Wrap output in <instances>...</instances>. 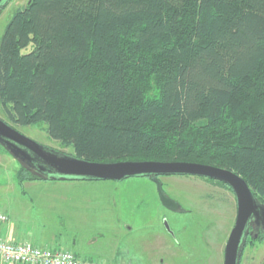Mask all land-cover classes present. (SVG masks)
Returning <instances> with one entry per match:
<instances>
[{
    "label": "trees",
    "instance_id": "1",
    "mask_svg": "<svg viewBox=\"0 0 264 264\" xmlns=\"http://www.w3.org/2000/svg\"><path fill=\"white\" fill-rule=\"evenodd\" d=\"M0 105L80 158L222 167L264 204V0H29L0 39Z\"/></svg>",
    "mask_w": 264,
    "mask_h": 264
},
{
    "label": "rangeland",
    "instance_id": "2",
    "mask_svg": "<svg viewBox=\"0 0 264 264\" xmlns=\"http://www.w3.org/2000/svg\"><path fill=\"white\" fill-rule=\"evenodd\" d=\"M28 1L10 0L0 9V39L15 11ZM0 117L8 121L1 105ZM16 128L44 145L74 153L72 147L64 148L50 138L44 124ZM1 145L5 151L0 149V209L9 205L21 230L56 224L65 238L80 242L74 251L111 264H224L237 216L235 195L226 184L194 176L162 177L165 193L181 205L179 212L161 203L156 184L148 177L70 183L80 186L70 188L78 207L67 211L62 201L59 211L65 219L61 220L49 208L54 189L45 191V202H40L31 189L38 186L33 180L26 185V195L21 194L19 169L39 172ZM239 264H264V236L247 240Z\"/></svg>",
    "mask_w": 264,
    "mask_h": 264
},
{
    "label": "water",
    "instance_id": "3",
    "mask_svg": "<svg viewBox=\"0 0 264 264\" xmlns=\"http://www.w3.org/2000/svg\"><path fill=\"white\" fill-rule=\"evenodd\" d=\"M9 1L0 0V9ZM0 143L48 179L101 181L148 177L155 182L161 203L173 211H178L181 205L165 193L159 176H198L225 183L236 196L238 211L226 244L224 264H239L246 230L252 218L258 225L264 226V204L255 196L247 181L230 169L184 161H89L24 135L2 117ZM166 226L169 228L167 222Z\"/></svg>",
    "mask_w": 264,
    "mask_h": 264
},
{
    "label": "crops",
    "instance_id": "4",
    "mask_svg": "<svg viewBox=\"0 0 264 264\" xmlns=\"http://www.w3.org/2000/svg\"><path fill=\"white\" fill-rule=\"evenodd\" d=\"M36 181L38 182H35V184L33 183V185H38V186L37 187L34 186L31 188L34 193V196L37 197L38 201L40 200V202L41 201L45 202V194H44L45 191L49 189H54V192H53L54 194L51 195L52 200L49 203L50 205L49 208L50 210L53 211L52 214L56 213V216L58 218H61V220H64L65 215L61 214L62 210L59 211L60 209L59 205L62 204V201L65 202L64 205L66 204L67 211H70L73 208L78 207V205H76L77 204L76 195L75 193L72 194V192L70 191V188H76V187L79 188L80 186H78L77 184L75 185L76 186L75 187L70 183H87L86 181L88 180L42 179V180H36ZM28 182L29 181H24L22 183L19 182L21 186L19 188L23 189L21 191L22 195L24 194L26 195L25 191L28 190L27 189L28 187L26 186V185H29ZM30 199L33 200L34 198L31 197ZM7 207L8 208H4L2 210L0 209V212H4L9 216V219L7 221L0 222V238H4L9 241H30L33 244L39 245L41 247H47V248H52V249H66V250L73 251L74 253L80 255L77 251L73 250V249L78 248V245L80 243L77 241V238H65V236L62 233L58 232L59 230L57 231V229L54 228L56 224L53 225V228L51 226L50 228H47V226H44L42 227L41 230L30 229L29 232L25 230H21L17 225L19 222H17L18 219H15L16 216L11 210V207L9 205H7ZM65 212L66 210H64L63 213ZM49 230L52 231L51 234L49 233ZM80 256L95 258L92 254H86V253Z\"/></svg>",
    "mask_w": 264,
    "mask_h": 264
},
{
    "label": "built area",
    "instance_id": "5",
    "mask_svg": "<svg viewBox=\"0 0 264 264\" xmlns=\"http://www.w3.org/2000/svg\"><path fill=\"white\" fill-rule=\"evenodd\" d=\"M9 216L0 212V222ZM0 264H111L107 260L80 256L66 249L41 247L30 241L0 238Z\"/></svg>",
    "mask_w": 264,
    "mask_h": 264
},
{
    "label": "flooded vegetation",
    "instance_id": "6",
    "mask_svg": "<svg viewBox=\"0 0 264 264\" xmlns=\"http://www.w3.org/2000/svg\"><path fill=\"white\" fill-rule=\"evenodd\" d=\"M172 176H175V175H172ZM177 176V175H176ZM178 176H181V175H178ZM185 176H188V175H185ZM162 177L164 176H159V179H161ZM194 177H198V176H194ZM200 178H204V177H200ZM208 179V178H206ZM212 180V179H210ZM215 181V180H213ZM216 182H219V181H216ZM222 183V182H221ZM225 184V183H224ZM229 187V186H228ZM230 188V187H229ZM231 189V188H230ZM232 190V189H231ZM233 191V190H232ZM234 193V192H233ZM235 195V194H234ZM236 198V196H235ZM236 205H237V201H236ZM179 212H183L182 208H180L178 210ZM238 211V209H237ZM236 219H237V216H236ZM236 222V221H235ZM235 225V224H234ZM172 237L175 238V234H171ZM264 236V226L262 224L258 225L256 222H255V218H252L248 224V227H247V230H246V234H245V238H244V245L246 244L247 240L250 239V238H259V237H262ZM244 245H243V248H244ZM243 251V249H242ZM242 255V253H241ZM241 258V256H240ZM239 262H240V259H239Z\"/></svg>",
    "mask_w": 264,
    "mask_h": 264
}]
</instances>
